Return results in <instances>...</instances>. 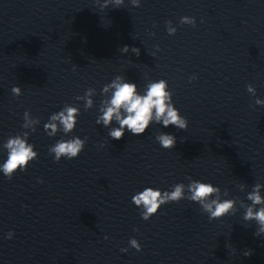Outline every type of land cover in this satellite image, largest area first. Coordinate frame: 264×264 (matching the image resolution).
<instances>
[{
  "label": "clouds",
  "instance_id": "obj_1",
  "mask_svg": "<svg viewBox=\"0 0 264 264\" xmlns=\"http://www.w3.org/2000/svg\"><path fill=\"white\" fill-rule=\"evenodd\" d=\"M101 10L107 9L109 5L114 8L123 7L125 0H96ZM134 7H139L141 0H130ZM166 31L168 35H175L177 28L173 26L171 20L165 21ZM181 25L196 26L194 17L183 16L180 18ZM155 26V25H153ZM154 36L155 33H152ZM157 51L159 46H156ZM120 51L128 53L131 51L137 57L140 55V49L136 47L123 46ZM155 56V53L151 54ZM197 79L196 76L189 77V82ZM247 92L253 97L256 96V88L252 84L246 86ZM11 92L14 96L22 95V89L19 86H13ZM101 94L104 99L101 100L99 106L100 115H98L97 125H103L108 128V136L112 140H120L125 132L132 135H141L153 124H161L163 127L174 126L178 130H187L188 120L180 114L179 109L174 106L173 92L169 90L167 80L160 79L158 81H149L146 84L143 94L138 90L135 82L126 81L124 76L117 75L110 83L103 86ZM96 95V89L88 88L84 95L76 96L75 100L84 101V109L93 108V97ZM256 105L264 106V99L256 98ZM80 108L65 104L63 109L50 115L47 123L44 124V130L49 137H55L58 132L65 135L72 133L78 123ZM23 131L17 135L10 136L5 143L3 149L7 150V158L0 163V172L11 180L19 171L27 170L29 164L38 158L35 146L28 142L30 132L36 131V126L40 124L39 118H34L29 111L23 113ZM115 122L118 127H111ZM30 130V131H29ZM86 140L80 137H72L70 139H60L54 145L50 146L49 154H53L54 162H59L62 158L71 160L77 158L84 150ZM155 140L164 149H172L175 147L177 138L174 135L160 132L155 136ZM103 147V145H101ZM188 183H177L171 186L170 191H162L159 188L145 187L142 191H138L132 197V203L140 209V216L144 221L150 220L157 215L162 206L169 203H179L183 199L195 202L200 206L203 213L208 215L209 220L221 219L226 215L235 214L237 211L236 204L238 198L221 199V189L212 183L201 182L187 177ZM43 183V180L38 181ZM245 185H239V190L244 191ZM264 185L256 183L252 190L247 193V200L251 201V205L240 201V206L245 209L243 219L245 221H255L258 225L254 235L260 237L264 234V196L261 195V189ZM224 197L229 195L225 190ZM256 206H260L257 210ZM138 231V229H136ZM14 233L8 232L6 239H12ZM108 239L107 236L104 237ZM129 246L136 249L137 252L142 251V245L136 238L129 240ZM122 252H127L128 248H122ZM244 256H251L252 250L248 249L243 252Z\"/></svg>",
  "mask_w": 264,
  "mask_h": 264
}]
</instances>
